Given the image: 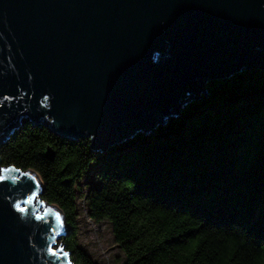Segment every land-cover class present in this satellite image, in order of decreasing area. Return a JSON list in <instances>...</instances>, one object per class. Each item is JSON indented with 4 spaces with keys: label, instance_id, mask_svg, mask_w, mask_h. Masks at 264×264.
<instances>
[{
    "label": "water",
    "instance_id": "water-1",
    "mask_svg": "<svg viewBox=\"0 0 264 264\" xmlns=\"http://www.w3.org/2000/svg\"><path fill=\"white\" fill-rule=\"evenodd\" d=\"M242 69L264 71V0H0V145L31 122L106 151ZM0 177V264H75L39 174Z\"/></svg>",
    "mask_w": 264,
    "mask_h": 264
},
{
    "label": "trees",
    "instance_id": "trees-1",
    "mask_svg": "<svg viewBox=\"0 0 264 264\" xmlns=\"http://www.w3.org/2000/svg\"><path fill=\"white\" fill-rule=\"evenodd\" d=\"M0 160L39 174L43 199L65 213L75 264H98L78 239L88 174V215L110 224L122 264H264V71L211 81L166 124L106 151L25 122L1 143Z\"/></svg>",
    "mask_w": 264,
    "mask_h": 264
},
{
    "label": "rangeland",
    "instance_id": "rangeland-1",
    "mask_svg": "<svg viewBox=\"0 0 264 264\" xmlns=\"http://www.w3.org/2000/svg\"><path fill=\"white\" fill-rule=\"evenodd\" d=\"M215 102L220 106V110H224L229 107V105L225 104V99L220 95L217 97ZM6 167V165L0 162V174ZM94 184V181L90 178V174L86 175L85 178L78 184L77 222L79 228V245L98 264H122V254L114 242L110 224L106 221L96 224L88 215L85 198L82 195L83 193H86L89 187ZM68 232L69 230L65 232V236ZM63 238L60 242H62V240L64 241Z\"/></svg>",
    "mask_w": 264,
    "mask_h": 264
},
{
    "label": "bare ground",
    "instance_id": "bare-ground-1",
    "mask_svg": "<svg viewBox=\"0 0 264 264\" xmlns=\"http://www.w3.org/2000/svg\"><path fill=\"white\" fill-rule=\"evenodd\" d=\"M38 196H39V195H36V196H35V198H34V200H33L34 203H36V202L38 201ZM40 208H41V210H44V209H45V207L42 206V205L40 206ZM60 244H61V242L59 241V242L57 243V245L55 246V248H57Z\"/></svg>",
    "mask_w": 264,
    "mask_h": 264
},
{
    "label": "snow or ice",
    "instance_id": "snow-or-ice-1",
    "mask_svg": "<svg viewBox=\"0 0 264 264\" xmlns=\"http://www.w3.org/2000/svg\"><path fill=\"white\" fill-rule=\"evenodd\" d=\"M6 171V170H5ZM0 179H3V177H0ZM18 207H19V205H18Z\"/></svg>",
    "mask_w": 264,
    "mask_h": 264
}]
</instances>
